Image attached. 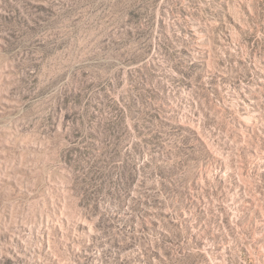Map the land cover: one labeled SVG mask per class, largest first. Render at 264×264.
Masks as SVG:
<instances>
[{"label": "rangeland", "instance_id": "1", "mask_svg": "<svg viewBox=\"0 0 264 264\" xmlns=\"http://www.w3.org/2000/svg\"><path fill=\"white\" fill-rule=\"evenodd\" d=\"M0 264H264V0H0Z\"/></svg>", "mask_w": 264, "mask_h": 264}, {"label": "trees", "instance_id": "2", "mask_svg": "<svg viewBox=\"0 0 264 264\" xmlns=\"http://www.w3.org/2000/svg\"><path fill=\"white\" fill-rule=\"evenodd\" d=\"M181 129V127H178ZM181 138L183 139V142L185 145H189L191 143H193L194 147L192 148V156L193 157L195 154H198V157H206L207 156V152L204 150L203 145L201 144L199 138L197 137V135L193 132V131H188V133L186 134V136H181ZM190 160H194V157L191 158Z\"/></svg>", "mask_w": 264, "mask_h": 264}]
</instances>
